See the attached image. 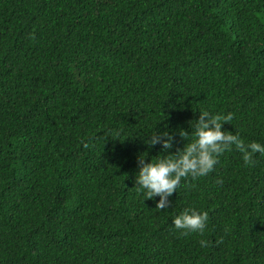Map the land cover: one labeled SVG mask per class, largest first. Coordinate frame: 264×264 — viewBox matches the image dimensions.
Listing matches in <instances>:
<instances>
[{"label": "trees", "instance_id": "1", "mask_svg": "<svg viewBox=\"0 0 264 264\" xmlns=\"http://www.w3.org/2000/svg\"><path fill=\"white\" fill-rule=\"evenodd\" d=\"M201 110L264 144V0H0V264H264V153L136 189Z\"/></svg>", "mask_w": 264, "mask_h": 264}, {"label": "clouds", "instance_id": "2", "mask_svg": "<svg viewBox=\"0 0 264 264\" xmlns=\"http://www.w3.org/2000/svg\"><path fill=\"white\" fill-rule=\"evenodd\" d=\"M232 118V112L210 114L207 110H201L191 126V133L180 129L181 136L194 138L188 139L183 148H178L175 153L168 151L172 148V138L167 131L152 133L144 143L150 148L159 142L162 146L161 152L147 162V149L138 154V171L135 175L137 191L143 190L146 198L159 196L155 207L166 208L170 203L168 197L176 189L181 177L208 174L213 169L219 153L225 148L234 145L244 163H249L254 153H264V144L255 140L245 143L238 133L222 129L223 122ZM207 218L206 211L185 208L172 218V225L181 230L203 233ZM199 243L204 246L206 241L201 239Z\"/></svg>", "mask_w": 264, "mask_h": 264}]
</instances>
